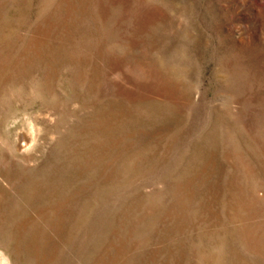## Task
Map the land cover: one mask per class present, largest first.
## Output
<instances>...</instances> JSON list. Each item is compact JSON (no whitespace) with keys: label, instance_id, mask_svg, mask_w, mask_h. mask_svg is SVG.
<instances>
[{"label":"rangeland","instance_id":"1","mask_svg":"<svg viewBox=\"0 0 264 264\" xmlns=\"http://www.w3.org/2000/svg\"><path fill=\"white\" fill-rule=\"evenodd\" d=\"M0 264H264V0H0Z\"/></svg>","mask_w":264,"mask_h":264}]
</instances>
